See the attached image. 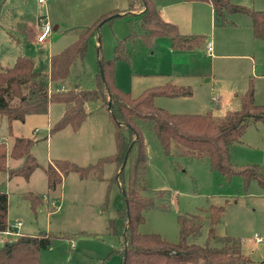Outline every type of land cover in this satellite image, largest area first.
<instances>
[{"label": "rangeland", "instance_id": "rangeland-1", "mask_svg": "<svg viewBox=\"0 0 264 264\" xmlns=\"http://www.w3.org/2000/svg\"><path fill=\"white\" fill-rule=\"evenodd\" d=\"M153 1L165 20L179 24L182 34L205 35L204 45L174 50L165 37H159L151 45L140 39L125 41L132 31L131 22L126 16L115 17L101 26L100 36L92 37L86 55L74 60L65 82H51L50 91H63V86L66 90L96 88L100 56L113 59L121 40L131 57L116 62L115 83L134 97L147 88L171 81L190 87L192 95L157 96V106L175 113L211 111L222 116L228 110L241 108L242 97L252 83L255 103L264 105V37H255L248 14L226 13L228 23L223 24L215 18L213 6L208 2L174 7L172 4L177 0ZM232 2L264 11V0ZM127 8L128 0H45L43 3L0 0V68L12 66L18 56L24 55L36 61L37 72L49 75L51 55L74 42L102 15L113 10L125 13ZM40 16L52 26V33L43 42L37 40ZM208 39L213 42V54L206 48ZM64 110V104L52 103L47 114H29L24 120L12 123L0 115V144H5L9 154L15 136L30 138L34 140L31 154L38 163L26 177L14 173L23 166L24 159L8 156L7 170L0 171V191L8 194L9 225L22 221L20 228L4 234L0 246L20 234L46 232L52 235L53 243L42 251V264H122L121 254L114 252L123 246L124 231L123 221L118 217V209L124 203L122 187L111 181L116 172L115 163H104L84 177L72 171L53 188L45 170L57 160L86 167L112 155L116 151V123L107 103L98 98L86 103L88 116L78 130L68 126L51 132ZM144 136L149 150V172L140 192L155 197L156 205L144 212L146 220L139 231L158 233L177 242L180 215H207L204 210L211 205H224L225 214L215 225L216 233L240 239L249 264H262L264 188L254 180L245 192L239 178L225 180L211 170L207 158L184 156L177 153L174 145L172 154L167 155L150 124L144 126ZM231 161L236 165L257 164L264 174L263 121L252 122L233 144ZM124 174L125 178L129 176V163ZM162 191L163 197H159L158 192ZM39 199L41 202L33 209L31 202ZM115 218L116 232L110 225V220ZM208 231L206 221L201 232L189 241L215 244L214 240L208 241Z\"/></svg>", "mask_w": 264, "mask_h": 264}, {"label": "trees", "instance_id": "trees-1", "mask_svg": "<svg viewBox=\"0 0 264 264\" xmlns=\"http://www.w3.org/2000/svg\"><path fill=\"white\" fill-rule=\"evenodd\" d=\"M209 2L215 18L228 23L226 13H246L252 18L253 33L256 38L264 37V11L233 3L232 0H186ZM136 8L139 12H133ZM125 13L113 10L102 15L91 26L81 32L78 38L60 52L50 57V73L37 72L36 61L20 55L12 66L0 68V115L10 123L24 120L29 114H47L52 103H62L65 110L61 118L52 126L51 132L68 126L78 130L88 116L86 103L102 98L108 105L116 123V151L103 157L96 165L82 167L67 160H57L45 169L50 187L62 182L63 176L72 171L82 177L100 168L104 163L116 165L111 181L122 187L124 203L118 209V217L123 221V246L114 252L120 253L122 264H249L250 260L242 252V242L232 236H218L215 225L225 214L224 205H211L207 215L203 213L180 215V237L172 242L158 233H142L139 227L146 220L144 212L156 205L155 197L140 192V185L147 180L149 172V150L145 141L144 126L150 124L155 131L165 153L172 154L173 145L177 153L193 158H207L211 170L225 180L239 178L246 192L252 181L264 188V174L257 164L236 165L231 161V150L235 142L245 134L252 122H264V105L256 104L252 83L242 97V106L228 110L222 116L208 111L202 114L175 113L155 104L157 96L187 97L192 95L190 87L177 85L171 81L147 88L134 97L115 83V65L119 59L129 60L124 41L116 47V55L111 60L100 56L97 87L94 89L70 88L52 93L51 82L64 83L69 77L72 64L77 57H84L94 35L100 36L101 26L115 17L126 16L132 31L125 39H140L151 45L159 37L170 40L174 50H191L204 45L207 38L203 34H182L179 27L163 18L153 0H128ZM101 53V45L98 49ZM34 140L15 136L8 154L5 144H0V171L7 170L8 155L24 159L21 168L14 173L26 177L38 166L31 154ZM129 163V176L125 178V168ZM13 173V174H14ZM163 192H158L163 197ZM38 199V198H36ZM41 200L31 202L35 209ZM8 194L0 191V232L9 227ZM165 206V204H162ZM115 219L110 225L116 232ZM209 224L208 241L201 245L189 238L198 235L205 222ZM53 243L52 235L41 232L38 235L21 234L16 239L0 246V264H42L41 253ZM264 264V257L262 260Z\"/></svg>", "mask_w": 264, "mask_h": 264}, {"label": "built area", "instance_id": "built-area-1", "mask_svg": "<svg viewBox=\"0 0 264 264\" xmlns=\"http://www.w3.org/2000/svg\"><path fill=\"white\" fill-rule=\"evenodd\" d=\"M44 1L45 0H39V2H41V3H43ZM39 23L41 25H40V31L38 33L37 39H38V41L43 42V41L47 40L48 37H49V35L52 33V26H51L50 22L47 21V19H45L44 16H40L39 17ZM206 48H207L209 54H212L213 53V48L214 47H213L212 40H208L207 41ZM34 133L37 134L38 133V130L37 129L34 130ZM9 226L10 227H9V229L7 231L2 232L3 234L12 231L15 228L16 229L20 228L22 226V221L21 220H18L17 222L12 223ZM257 239H258V241H261L262 242V238L261 237H258ZM1 240L2 239H0V243H1Z\"/></svg>", "mask_w": 264, "mask_h": 264}, {"label": "crops", "instance_id": "crops-1", "mask_svg": "<svg viewBox=\"0 0 264 264\" xmlns=\"http://www.w3.org/2000/svg\"><path fill=\"white\" fill-rule=\"evenodd\" d=\"M39 1V0H38ZM182 1H185V2H182ZM186 3H198V2H190V1H186V0H177V1H174V3L172 4L174 7L175 6H178V5H181L182 7H184V6H186V5H188V4H186ZM209 3V2H208ZM197 7V6H196ZM199 8V7H198ZM213 10H214V8H213ZM215 13V12H214ZM161 14H162V16H163V12L161 11ZM163 18L165 19V17L163 16ZM168 20H171V21H174V22H176L174 19H168ZM173 23V22H172ZM176 24V23H175ZM178 27H179V24L177 23L176 24ZM57 27H55L54 28V30L56 29ZM179 29H180V27H179ZM39 33V32H38ZM37 36H38V34H37ZM49 38V37H48ZM38 40V39H37ZM209 40V39H208ZM46 41V40H45ZM40 42V41H39ZM207 43V42H206ZM213 51H214V48H213ZM213 54V53H212ZM52 56V55H51ZM66 87L65 86H63V88H62V90L64 89V90H66L65 89ZM237 95V94H236ZM216 98H219V96H216ZM51 106V105H50ZM50 109V108H49ZM12 147V146H11ZM9 156V155H8ZM21 235V234H20ZM4 234L2 233V234H0V239H4ZM19 236V235H18ZM7 242V241H6ZM5 242V243H6Z\"/></svg>", "mask_w": 264, "mask_h": 264}]
</instances>
